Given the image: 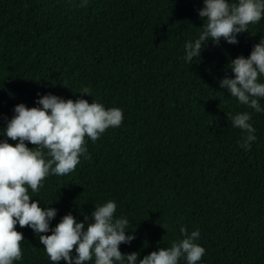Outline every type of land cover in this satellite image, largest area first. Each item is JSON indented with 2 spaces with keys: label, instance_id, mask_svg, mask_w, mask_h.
I'll use <instances>...</instances> for the list:
<instances>
[{
  "label": "trees",
  "instance_id": "trees-1",
  "mask_svg": "<svg viewBox=\"0 0 264 264\" xmlns=\"http://www.w3.org/2000/svg\"><path fill=\"white\" fill-rule=\"evenodd\" d=\"M84 3L0 0V141L15 106L39 107L47 94L123 113L121 125L97 141L85 137L91 159L81 157L67 175L50 173L39 192L29 189L42 209L57 210L50 227L71 213L78 223L89 217L86 228L95 206L114 201V218L128 220L127 235L135 232L131 245L119 246L122 254L142 259L170 248L185 227L200 232L205 254L196 264H264V111L219 86L235 78L230 61L247 58L264 37V17L237 45L221 39V51L188 62L184 45L199 38L203 0ZM259 103L264 109V98ZM243 112L255 128L250 150L229 117ZM15 230L24 239L13 264H54L38 234L18 224Z\"/></svg>",
  "mask_w": 264,
  "mask_h": 264
},
{
  "label": "clouds",
  "instance_id": "clouds-1",
  "mask_svg": "<svg viewBox=\"0 0 264 264\" xmlns=\"http://www.w3.org/2000/svg\"><path fill=\"white\" fill-rule=\"evenodd\" d=\"M81 6H86V0ZM198 15L203 21L199 38L184 45V59L188 62L200 58L209 42L219 46L223 39L229 45H237L238 35L248 33V26L264 17V0H238L237 3L203 0ZM228 65L235 78L220 80V88L227 89L240 104L256 112L264 111L259 103V98H264V84L258 83V78L264 76V37L253 46L247 58L238 56ZM82 95L90 96V90L83 88ZM35 103L39 107L28 108L23 103L14 107V115L4 129L6 139L0 141V264H13L22 259L24 237L15 230L17 224L39 235L54 264L62 260L66 264H85L93 256L95 264H121L125 260L127 264H178L182 257L187 264H196L201 260L205 249L196 243L200 232L195 230L189 234L185 227L180 228L183 239L173 242L170 248H159L142 259L137 252L122 254L119 246L131 245L135 232L127 235L128 220L114 218L117 208L114 201L95 206L86 228L89 217L78 223L71 213L63 216L54 228L50 227L57 210L51 206L42 209L40 202L28 194L29 189L39 192L42 181L50 173L67 175L75 170L81 157L91 159L85 137L97 141L106 129L121 125L123 113L119 108L105 110L96 102L65 101L52 94L40 96ZM229 117L234 128L246 133L240 146L250 150L256 140L255 128L249 122L250 113L229 114ZM8 140L18 142L13 146ZM28 144L35 147L30 149ZM49 232L51 235H47Z\"/></svg>",
  "mask_w": 264,
  "mask_h": 264
},
{
  "label": "rangeland",
  "instance_id": "rangeland-1",
  "mask_svg": "<svg viewBox=\"0 0 264 264\" xmlns=\"http://www.w3.org/2000/svg\"><path fill=\"white\" fill-rule=\"evenodd\" d=\"M221 49H222L221 44H219V46H214L211 42H209L206 46H204L202 54L207 55L212 52H219L221 51Z\"/></svg>",
  "mask_w": 264,
  "mask_h": 264
}]
</instances>
